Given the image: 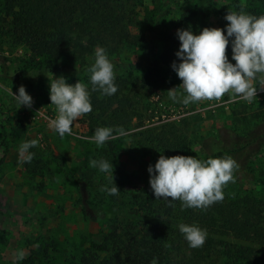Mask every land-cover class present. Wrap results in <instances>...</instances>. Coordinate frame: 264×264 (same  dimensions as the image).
<instances>
[{"label": "rangeland", "instance_id": "1", "mask_svg": "<svg viewBox=\"0 0 264 264\" xmlns=\"http://www.w3.org/2000/svg\"><path fill=\"white\" fill-rule=\"evenodd\" d=\"M130 1L128 36H122L125 42L108 55L117 68L116 76L139 74L138 69L127 64H137L150 47L151 36L159 37L164 31L189 29L205 22H223L228 12L222 6L228 0H212L221 6L218 8L201 0H185L186 4L183 0ZM156 1L161 10H166L164 17L157 19ZM239 4L252 6L246 0H239ZM5 28L0 24V264H66L84 249L99 244L104 225L115 214V209L102 196L105 192L99 191L102 185L111 186L108 176L89 166L90 161L100 160L96 150L101 151L103 146L89 141L94 133L89 129L93 123L87 114L73 123L71 135L60 137L51 130L49 120L56 113L49 99L50 73L31 88V108H18L10 93L11 89L16 94L15 86L8 76L16 70H30L41 65V61L25 56L23 46ZM94 52L68 65L67 70L52 74L65 77L69 84L86 83L91 92L85 70L94 63ZM161 69L159 97L149 101L150 119L140 123L133 120L122 135L114 133L115 138L109 140L114 182L120 179L129 195L150 186L147 168L152 164L148 162L147 152L152 132L149 129L162 122L190 117L191 146L187 156L204 160L217 131L233 128L235 133L242 134L264 117V91L258 92L257 99L251 103L233 99L227 93L218 102L187 106L174 102L167 91L178 87L181 80L170 66ZM176 91L178 96L184 94L182 89ZM33 139L38 141V146L30 149L34 159L19 165V145ZM254 162L253 173L264 166L260 158ZM239 186L244 191L255 189L245 182V185H229L228 190L242 191ZM17 250L25 252L23 260H16ZM255 264H264V259Z\"/></svg>", "mask_w": 264, "mask_h": 264}, {"label": "trees", "instance_id": "2", "mask_svg": "<svg viewBox=\"0 0 264 264\" xmlns=\"http://www.w3.org/2000/svg\"><path fill=\"white\" fill-rule=\"evenodd\" d=\"M201 1L221 7L212 0ZM246 1L252 6H243V11L264 15V0ZM130 3V0H0L2 27L23 46L25 56L41 61V65L30 70H16L8 76L15 93L18 94V88L23 85L29 94L46 74L67 70L68 65L92 54L97 46L111 55L112 50L125 42L122 36H128L127 25L131 24L132 16ZM155 6L156 19L164 17L166 10L159 8L158 1ZM222 6L237 12L242 7L239 0H228ZM183 7L184 4L180 9ZM227 23L226 20L216 24L205 22L189 30L198 35L205 27L225 29ZM176 33L164 31L159 37L151 36L150 47L137 64H127L138 69L139 74L116 76L118 91L114 95L102 96L99 91L91 94L92 112L87 114L93 123L89 128L91 132L98 127H111L114 134L118 128L125 131L133 120L140 123L150 119L147 115L149 101L159 97L162 66L171 67L173 62H180L175 55L180 43ZM226 55L235 63L231 60L230 44ZM61 61L67 63L66 66L56 64ZM191 123L190 117H183L149 129L152 137L148 162L154 166L161 154L187 156ZM111 142L104 144L101 151L96 150L100 160L112 163ZM208 147L209 154L204 160L230 156L239 165L234 173L235 182L223 189V202L205 211L182 209L179 200L171 201L173 207L169 206V200L155 199L150 186L129 195L119 179L114 182L120 190L118 195H102L115 209V214L104 225L99 244L84 249L66 264H151L153 258L157 264H255L263 260L264 166L255 173L252 167L259 158L264 163V117L242 134L235 133L233 128L217 131ZM84 178L88 180L87 176ZM245 182L256 190L244 191L241 186L238 189L242 191L228 190L229 185H245ZM181 223L207 231L202 247L188 246L178 228Z\"/></svg>", "mask_w": 264, "mask_h": 264}, {"label": "clouds", "instance_id": "3", "mask_svg": "<svg viewBox=\"0 0 264 264\" xmlns=\"http://www.w3.org/2000/svg\"><path fill=\"white\" fill-rule=\"evenodd\" d=\"M224 19L228 22L225 29L203 28L198 35L189 29H178L179 50L175 53L179 63L171 67L181 80L178 87L168 90L169 98L187 106L200 102L220 101L227 93L233 99L251 103L257 93L264 91V15L256 16L243 11H228ZM231 46V60L226 48ZM89 75L91 92L99 91L102 96H111L118 91L115 84L114 65L108 58L106 49L97 46L94 63L86 68ZM49 80V99L54 106L55 117L50 118L49 127L60 137L72 134L73 123L83 115L92 112L91 92L88 84L77 81L66 82L63 76ZM182 89L178 96L176 89ZM18 94L10 93L18 108H31L32 97L21 85ZM123 134V129L115 130ZM114 129L98 127L89 141L102 147L114 139ZM38 146L36 139L22 142L18 148V164L30 163L34 159L31 148ZM90 167L105 173L111 187L102 185L99 189L108 195H118L120 190L114 183L113 165L104 159L90 161ZM237 162L230 156L198 160L193 156H159L155 165H149V185L155 199L179 200L182 209L207 210L215 203L223 202V189L235 182ZM180 233L190 248L204 245L207 231L196 225L179 224ZM16 260H23L25 252L17 250ZM151 264H157L153 258Z\"/></svg>", "mask_w": 264, "mask_h": 264}]
</instances>
